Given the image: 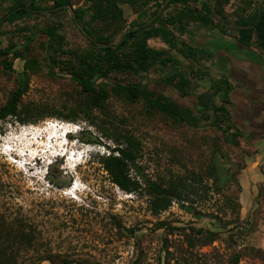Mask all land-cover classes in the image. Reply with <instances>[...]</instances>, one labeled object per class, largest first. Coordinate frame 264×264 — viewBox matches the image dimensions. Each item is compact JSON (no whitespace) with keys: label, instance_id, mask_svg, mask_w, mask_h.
Returning a JSON list of instances; mask_svg holds the SVG:
<instances>
[{"label":"rangeland","instance_id":"rangeland-1","mask_svg":"<svg viewBox=\"0 0 264 264\" xmlns=\"http://www.w3.org/2000/svg\"><path fill=\"white\" fill-rule=\"evenodd\" d=\"M31 1L0 0V21L11 8ZM34 1L44 12L0 22V108L19 89L22 104L41 105L46 112L87 101L66 71L72 58L83 56L103 63L109 91L117 81L144 86L146 94L134 102L112 95L104 112L89 114L94 126L57 117L37 124L0 121V247L13 246L15 236L32 240L14 244L17 264H233L238 254L239 264H264V48L259 46L264 34L255 29L244 45L236 29L252 21L259 7L264 12V0H208L211 6L222 2L228 26L192 17L190 10L205 14L201 1L167 6L171 0H119L117 18L101 35L117 46L128 30L155 29L158 34L146 45L180 64L188 96L160 82L172 71L170 63L154 62L146 72L112 68L114 55L105 56L73 21V11L81 9L80 24H99L91 19V0H69V9H55L54 0ZM116 58L128 64L130 45ZM30 60L37 64L34 72L25 67ZM222 78L234 87L233 104L226 108L244 138H251H238L236 146L225 140L224 133L234 130L214 111L215 98L203 97L214 95L210 82ZM158 96L179 111L151 110L149 103ZM65 130L71 131L66 142ZM56 131L55 148L72 152L77 162L59 156L51 164L38 162L45 148H27L26 136L35 143L42 134L46 147ZM122 133L140 143L130 170L140 186L132 193L113 184L101 164L114 145L111 138ZM7 145L19 155L14 163L3 154ZM74 183L78 191L70 193ZM150 183L172 199L166 211L152 210Z\"/></svg>","mask_w":264,"mask_h":264},{"label":"trees","instance_id":"trees-1","mask_svg":"<svg viewBox=\"0 0 264 264\" xmlns=\"http://www.w3.org/2000/svg\"><path fill=\"white\" fill-rule=\"evenodd\" d=\"M131 4H137L141 0H127ZM164 3L167 0H163ZM173 1H186L187 0H171L168 4L170 5ZM201 1L206 7L205 14L195 13L189 11L190 15L194 18H199L205 22L215 21L219 22L223 26H228L223 17V7L222 2L218 1L215 6H211L208 0H193ZM119 0H91V10L93 14L91 19L98 23L95 28H90V25L80 24L84 10L78 9L73 11V21L76 24L79 31L85 36L93 46L101 49L105 56H112L111 67L116 69H124L126 67L131 69H138L139 71L146 72L147 69L154 62L162 63L163 65L171 64L172 71L166 74L160 82L171 85L178 89L183 96H188L185 84L186 78L184 70L180 69V64L173 59L157 50H152L147 47L146 40L157 35L158 33L155 29L147 28L144 25L137 26L135 29L128 30L122 35V40L117 44V46H110V40L108 38L104 39L101 35V31L104 28L108 29L110 26V20L117 18V5ZM55 9H69L71 2L69 0H54ZM44 10L36 7L35 1L32 0L28 6L18 5L11 8L6 16L0 21L13 19H24L34 13H42ZM184 16V15H182ZM181 17L179 16V19ZM159 17L154 20L158 21ZM101 23V24H100ZM240 35V42L244 45L249 43L252 39V35L257 29L259 32L264 34V12L259 9L254 15L252 21L241 22L236 28ZM165 42H170L168 35H163ZM130 45L132 48V60L128 64H123L119 58H116V52L124 49ZM261 48H264V36L261 38L259 44ZM26 69L34 72L37 68L35 61H27L25 63ZM66 71L71 76L73 81L78 82L83 92L87 95V101L79 102L73 104L70 108L67 105L62 106V112L56 109L53 112H46L47 108L41 107L37 104H22V96L24 90H17L12 93L11 97L7 103L0 108V121H5L9 118L14 119V121L21 124H37L46 118L57 117L64 121L75 123L80 119H83L88 125H96L92 120L89 119V114L94 111L104 112L107 101L112 95L126 102H134L136 99L144 98L146 94V89L144 86L140 85H124L120 82H115L116 85L109 91L103 84L104 80H108V70L105 69L102 62H97L91 60L88 56L72 58L71 62L66 65ZM103 80V81H102ZM178 80V81H177ZM211 88H214V95L209 96L207 92L204 93L203 97L207 99L215 100L213 101L214 111L220 113L228 118L229 129L234 130L233 132L226 131L224 133L225 140L234 146L238 145V138H243L249 141L251 138H244L243 131L238 128L237 124L234 122L232 113L227 110V106H231L232 102V91L234 89L232 82L228 78H222L220 80H214L210 82ZM149 107L153 111H160L163 114L175 115L176 111H179L177 106L169 102L164 96H158L154 103L150 104ZM53 108V107H52ZM65 111V112H64ZM83 117V118H81ZM184 114L181 113V118ZM113 142V147L109 148V154L101 158V164L103 165L106 172H108L110 179L113 184L119 187L122 191L127 193H132L139 189V182L130 177L131 167H135V161L138 155V149L140 143L134 136L127 133L118 134L111 138ZM221 183L227 182L228 178L226 175L222 174L220 176ZM218 182L215 181V187H218ZM150 194L153 196L152 200V210L155 213L161 211H166L172 203V199L169 198L164 188L157 186L155 183L149 184ZM192 212V210H189ZM201 233L202 230H199ZM5 240L9 239V235L4 236ZM27 237L24 238V242L18 240L17 236L12 238L9 244H14L19 246L21 243H31ZM211 241H214L212 239ZM13 246L0 247V264H17L14 254H18ZM240 256L239 254L235 256L233 264H239ZM52 261V260H49ZM62 264H69L63 261Z\"/></svg>","mask_w":264,"mask_h":264},{"label":"bare ground","instance_id":"bare-ground-1","mask_svg":"<svg viewBox=\"0 0 264 264\" xmlns=\"http://www.w3.org/2000/svg\"><path fill=\"white\" fill-rule=\"evenodd\" d=\"M66 131V135H65V137H64V141L66 142V141H68V135H69V132L70 131H68V130H65ZM58 132L59 131H56V133H55V136H53L52 138L54 139V138H58ZM63 136V135H62ZM35 138V137H34ZM31 140L32 139H29L27 136H26V141L28 142V143H26V146H27V148H32L31 146H34V145H39V148L40 149H43L44 148V145H45V143H44V140H43V138H42V134L41 135H39V137H36V139H35V143H31ZM34 140V139H33ZM59 140H61V139H59ZM59 140H57V142L59 141ZM12 150V149H11ZM13 151V150H12ZM84 156H82L81 158H83ZM43 159V158H42ZM74 161L75 162H77V159H76V157L74 156ZM14 163V162H13ZM74 190H77L78 191V189H74ZM73 190V191H74Z\"/></svg>","mask_w":264,"mask_h":264},{"label":"clouds","instance_id":"clouds-1","mask_svg":"<svg viewBox=\"0 0 264 264\" xmlns=\"http://www.w3.org/2000/svg\"><path fill=\"white\" fill-rule=\"evenodd\" d=\"M51 164V163H50Z\"/></svg>","mask_w":264,"mask_h":264}]
</instances>
